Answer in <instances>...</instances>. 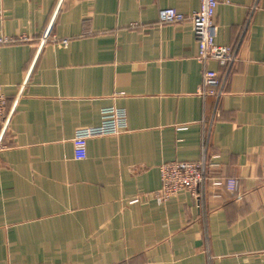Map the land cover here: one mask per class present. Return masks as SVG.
<instances>
[{
	"label": "crops",
	"instance_id": "obj_1",
	"mask_svg": "<svg viewBox=\"0 0 264 264\" xmlns=\"http://www.w3.org/2000/svg\"><path fill=\"white\" fill-rule=\"evenodd\" d=\"M200 0H0V264H264V0H219L215 41L237 49L222 97L202 96L193 23L158 21ZM67 39V43H64ZM124 108L127 129L80 127ZM218 163L204 198L165 203L160 165ZM138 198L136 202L132 199Z\"/></svg>",
	"mask_w": 264,
	"mask_h": 264
},
{
	"label": "built area",
	"instance_id": "obj_2",
	"mask_svg": "<svg viewBox=\"0 0 264 264\" xmlns=\"http://www.w3.org/2000/svg\"><path fill=\"white\" fill-rule=\"evenodd\" d=\"M229 1V0H227ZM219 0H200V6L190 12H180L173 7H165L159 10L158 21L193 23L194 35L198 44L197 59L203 65L214 60L222 68L213 70L203 68L202 84L200 94L202 96H213L218 102L222 97L228 76L233 66L238 61L237 49L231 45L218 44L215 41L216 26L214 18ZM12 38L5 34H0V66L1 48L10 42ZM67 43V39H64ZM11 108L7 97L1 91L0 86V152L4 150L8 143L4 140L9 128V118ZM127 113L124 108L108 106L101 109L100 123L95 126L80 127L74 132L73 144L75 156L79 159L87 156V140L94 136L116 134L127 129ZM207 143L204 145L203 157L198 161H170L160 165L161 186L154 193L155 199L159 203H165L182 192H190L194 197L204 198L209 186L224 185L229 191L237 188L236 178H216L212 169L218 163L210 161L207 156ZM132 199V202L138 201Z\"/></svg>",
	"mask_w": 264,
	"mask_h": 264
}]
</instances>
